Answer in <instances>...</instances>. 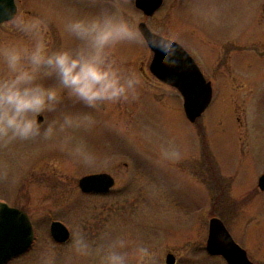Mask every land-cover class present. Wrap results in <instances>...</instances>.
I'll return each instance as SVG.
<instances>
[{"label":"rangeland","instance_id":"rangeland-1","mask_svg":"<svg viewBox=\"0 0 264 264\" xmlns=\"http://www.w3.org/2000/svg\"><path fill=\"white\" fill-rule=\"evenodd\" d=\"M260 2L164 0L151 17L134 0L17 2L0 26V201L28 214L35 239L10 264H225L205 251L213 216L264 264ZM141 22L211 82L196 123L150 74ZM103 172L115 180L107 195L80 192Z\"/></svg>","mask_w":264,"mask_h":264},{"label":"water","instance_id":"water-1","mask_svg":"<svg viewBox=\"0 0 264 264\" xmlns=\"http://www.w3.org/2000/svg\"><path fill=\"white\" fill-rule=\"evenodd\" d=\"M16 1L0 0V24L14 18ZM162 2L163 0H135V7L150 17L161 7ZM138 31L153 53L150 72L158 80L178 90L183 98L185 116L189 122L194 123L211 103V84L179 44L151 32L144 22L139 23ZM78 185L83 193H107L114 185V179L106 173L95 174L81 178ZM258 187L264 191V173L259 178ZM50 235L59 244L65 243L70 237L68 229L60 222L51 223ZM33 241L34 231L27 214L0 202V264L25 253ZM206 252L222 256L227 264H253L217 218H212L209 222ZM166 264H175L172 254L166 256Z\"/></svg>","mask_w":264,"mask_h":264},{"label":"flooded vegetation","instance_id":"flooded-vegetation-1","mask_svg":"<svg viewBox=\"0 0 264 264\" xmlns=\"http://www.w3.org/2000/svg\"><path fill=\"white\" fill-rule=\"evenodd\" d=\"M261 5V7H262V15H263V21H264V0H261V2L259 3V5L257 6V7H259ZM2 25H4V24H1L0 26H2ZM42 122V121H41ZM41 122H39V124L41 123ZM38 124V125H39ZM90 195H94V194H90ZM98 196H104V195H98ZM16 258H14V259H12V260H10L7 264H10L11 262H13L14 260H15ZM223 260V259H222ZM224 261V260H223ZM225 262V261H224Z\"/></svg>","mask_w":264,"mask_h":264}]
</instances>
